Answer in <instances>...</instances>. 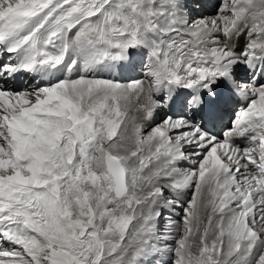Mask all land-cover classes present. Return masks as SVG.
Listing matches in <instances>:
<instances>
[{"label": "snow or ice", "instance_id": "snow-or-ice-1", "mask_svg": "<svg viewBox=\"0 0 264 264\" xmlns=\"http://www.w3.org/2000/svg\"><path fill=\"white\" fill-rule=\"evenodd\" d=\"M0 0V264H264V0Z\"/></svg>", "mask_w": 264, "mask_h": 264}, {"label": "bare ground", "instance_id": "bare-ground-1", "mask_svg": "<svg viewBox=\"0 0 264 264\" xmlns=\"http://www.w3.org/2000/svg\"><path fill=\"white\" fill-rule=\"evenodd\" d=\"M216 1H218V0H216ZM206 2L209 3L210 5H213V7H210V8H208V9H205V10H204V13H206V12H208V11H211V10L214 11V2H215V0H206ZM204 13H203V14H204ZM212 13H213V12H212ZM212 13H211V14H212ZM207 14H208V13H207ZM211 14H209V15H211ZM204 15H206V14H204Z\"/></svg>", "mask_w": 264, "mask_h": 264}, {"label": "rangeland", "instance_id": "rangeland-1", "mask_svg": "<svg viewBox=\"0 0 264 264\" xmlns=\"http://www.w3.org/2000/svg\"><path fill=\"white\" fill-rule=\"evenodd\" d=\"M219 2V0L218 1H216L215 0V2H214V6L217 4ZM213 11L211 10V11H208V12H206V13H204V14H206V15H209V14H211ZM208 13V14H207Z\"/></svg>", "mask_w": 264, "mask_h": 264}]
</instances>
